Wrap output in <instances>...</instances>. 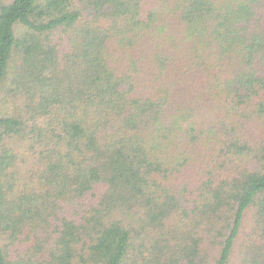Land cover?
<instances>
[{
  "label": "trees",
  "instance_id": "obj_1",
  "mask_svg": "<svg viewBox=\"0 0 264 264\" xmlns=\"http://www.w3.org/2000/svg\"><path fill=\"white\" fill-rule=\"evenodd\" d=\"M0 264H264V0H0Z\"/></svg>",
  "mask_w": 264,
  "mask_h": 264
}]
</instances>
